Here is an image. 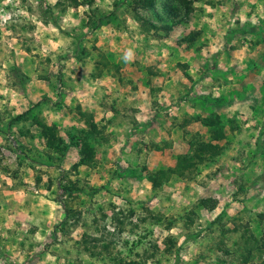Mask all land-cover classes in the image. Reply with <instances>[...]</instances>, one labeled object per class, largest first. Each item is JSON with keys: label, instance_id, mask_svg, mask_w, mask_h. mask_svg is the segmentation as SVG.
<instances>
[{"label": "rangeland", "instance_id": "1", "mask_svg": "<svg viewBox=\"0 0 264 264\" xmlns=\"http://www.w3.org/2000/svg\"><path fill=\"white\" fill-rule=\"evenodd\" d=\"M165 1L0 0V264H264V0Z\"/></svg>", "mask_w": 264, "mask_h": 264}, {"label": "trees", "instance_id": "2", "mask_svg": "<svg viewBox=\"0 0 264 264\" xmlns=\"http://www.w3.org/2000/svg\"><path fill=\"white\" fill-rule=\"evenodd\" d=\"M170 1L172 0H166L165 3L163 4L164 9H167L168 12L167 13H171V15H176L177 12L179 13V9L178 11H173L172 7L170 5ZM181 4V8L184 12V16L187 17L190 14L191 11V7L189 6V1L188 0H178ZM134 5L132 6V9L135 10V8L137 7H143V8H149V9H153L154 8V4H155V0H133ZM132 10V11H134ZM139 16V15H136ZM136 18V17H135ZM150 26H152V28L154 30H157L158 25L156 24H150ZM165 30L170 29V27H162ZM153 30V31H154ZM183 40L189 41V42H193L195 40V33H192L190 36L184 38ZM91 116V115H89ZM191 119H195V118H191ZM90 121V122H89ZM89 121H87V124L90 125L89 130H82L83 136H82V140L83 143L81 144V149H80V157H79V163L80 164H84V165H89L91 163V160L94 157V151H93V147L90 144V135H100V129L98 128V123L96 121H94V119H89ZM201 123L204 126H207L210 129V134L209 136L214 139V140H219L223 137L224 132L222 130V127L220 125V118L219 116H214V117H205L203 119L200 120ZM181 126H183V124H181ZM188 144L191 148V151H189L188 153H182L180 155H178L177 157V161L175 163V165L173 167H168L166 169H164L161 173L159 174H163L164 173H172V174H178L180 176H186L188 174L189 171H191L190 169L192 168V166L194 165L193 159L196 158L198 160H204V158L202 156L204 155H200L197 153L198 150H206V151H210L211 152V156L218 154L219 153V148L217 145L212 144L208 141H188ZM158 177V174L155 176V178ZM155 182V179H153V183ZM79 188H64L63 191L68 194L71 195L74 191H78ZM198 206H201L203 208L206 209H214L216 207L217 204V200L213 197H205V198H201L199 199V201L197 202ZM65 215L69 216V209L65 207ZM261 218H263V214H261ZM261 244H264L261 242ZM120 261H118V264H125L123 261V259H119Z\"/></svg>", "mask_w": 264, "mask_h": 264}, {"label": "clouds", "instance_id": "3", "mask_svg": "<svg viewBox=\"0 0 264 264\" xmlns=\"http://www.w3.org/2000/svg\"><path fill=\"white\" fill-rule=\"evenodd\" d=\"M131 56H132V52H131V50H128V51L125 53V55L123 56V59H124L125 61H128V60L131 59Z\"/></svg>", "mask_w": 264, "mask_h": 264}, {"label": "crops", "instance_id": "4", "mask_svg": "<svg viewBox=\"0 0 264 264\" xmlns=\"http://www.w3.org/2000/svg\"><path fill=\"white\" fill-rule=\"evenodd\" d=\"M215 12H216V10H215ZM96 88V87H95Z\"/></svg>", "mask_w": 264, "mask_h": 264}]
</instances>
